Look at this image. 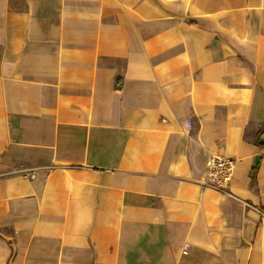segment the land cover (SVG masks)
I'll return each instance as SVG.
<instances>
[{
    "label": "crops",
    "instance_id": "crops-1",
    "mask_svg": "<svg viewBox=\"0 0 264 264\" xmlns=\"http://www.w3.org/2000/svg\"><path fill=\"white\" fill-rule=\"evenodd\" d=\"M0 264H264V0H0Z\"/></svg>",
    "mask_w": 264,
    "mask_h": 264
},
{
    "label": "built area",
    "instance_id": "built-area-1",
    "mask_svg": "<svg viewBox=\"0 0 264 264\" xmlns=\"http://www.w3.org/2000/svg\"><path fill=\"white\" fill-rule=\"evenodd\" d=\"M234 176V162L230 158L214 154L206 161L204 185L220 191H227ZM186 253L187 245H184Z\"/></svg>",
    "mask_w": 264,
    "mask_h": 264
},
{
    "label": "trees",
    "instance_id": "trees-1",
    "mask_svg": "<svg viewBox=\"0 0 264 264\" xmlns=\"http://www.w3.org/2000/svg\"><path fill=\"white\" fill-rule=\"evenodd\" d=\"M116 88H117V87H116ZM117 89H119V87H118ZM258 145H259V146H260V148H261V143H258ZM253 175H254V174H252V177H253Z\"/></svg>",
    "mask_w": 264,
    "mask_h": 264
}]
</instances>
